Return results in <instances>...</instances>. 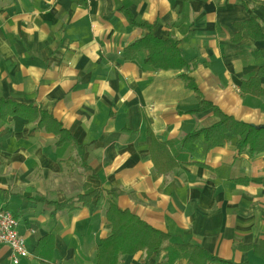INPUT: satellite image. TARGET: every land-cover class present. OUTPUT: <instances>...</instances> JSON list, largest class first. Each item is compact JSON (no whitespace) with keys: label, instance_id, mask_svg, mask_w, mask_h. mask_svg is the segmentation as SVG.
Segmentation results:
<instances>
[{"label":"crops","instance_id":"1","mask_svg":"<svg viewBox=\"0 0 264 264\" xmlns=\"http://www.w3.org/2000/svg\"><path fill=\"white\" fill-rule=\"evenodd\" d=\"M126 12L179 42L205 100L264 125V98L241 91L264 64V41L235 27L253 18L264 30V0H0V97L37 106L71 136L58 146L22 117L0 123V203L31 254L19 264H97L110 199L170 244L264 264V153H239L234 137L214 149L200 137L188 152L185 136L218 118L198 111L186 71L150 68L147 51L126 59L146 33ZM91 191L92 202L66 204ZM121 261L163 264L167 252ZM0 264H13L7 245Z\"/></svg>","mask_w":264,"mask_h":264},{"label":"trees","instance_id":"2","mask_svg":"<svg viewBox=\"0 0 264 264\" xmlns=\"http://www.w3.org/2000/svg\"><path fill=\"white\" fill-rule=\"evenodd\" d=\"M126 16L132 26L139 27L146 32L125 49L126 59L134 61L140 53L147 51L148 55L144 63L150 68L156 71H186L181 78L186 86L197 95L199 100L198 111L212 109L218 118L213 126L196 130L185 136L183 143L188 152L191 153L195 149V143L200 137H204L210 149L223 147L234 137L237 139L239 153H248L251 156L264 153V128L238 121L203 98L198 85L191 77L197 63L186 61L177 40L170 37L160 39L154 36L152 25L146 22H136L129 12H126ZM235 27L240 31H246L249 37L255 41H264V30L261 24L253 18L236 23ZM262 78H264V64L258 72L242 83V93L264 98V88L261 85ZM15 116L22 117L30 123H36L38 129L54 134L58 146L71 139L68 132L51 114L40 110L33 104H24L0 97V123H6L10 117ZM173 166H176V163ZM156 167L158 171H161L158 161H156ZM96 194L97 191H91L79 195L66 204L85 205L92 202ZM64 205L62 204V206ZM106 216L111 233L101 241L98 247L97 264H122V256L134 255L139 252H143L146 261H148L153 255L162 251L167 252V261L163 264H175L181 259L189 260L194 264L197 262L198 264L207 263L208 261L235 264L231 261L209 256L210 254L201 248L190 244H170L171 236L169 234L152 228L130 211L120 209L112 199L109 201Z\"/></svg>","mask_w":264,"mask_h":264},{"label":"built area","instance_id":"3","mask_svg":"<svg viewBox=\"0 0 264 264\" xmlns=\"http://www.w3.org/2000/svg\"><path fill=\"white\" fill-rule=\"evenodd\" d=\"M19 221L0 203V244L7 245L12 251L13 264L31 257L26 241L18 231Z\"/></svg>","mask_w":264,"mask_h":264},{"label":"water","instance_id":"4","mask_svg":"<svg viewBox=\"0 0 264 264\" xmlns=\"http://www.w3.org/2000/svg\"><path fill=\"white\" fill-rule=\"evenodd\" d=\"M257 127L264 128V125L263 126H257Z\"/></svg>","mask_w":264,"mask_h":264}]
</instances>
